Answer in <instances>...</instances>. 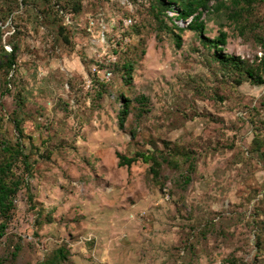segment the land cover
Returning a JSON list of instances; mask_svg holds the SVG:
<instances>
[{
	"label": "rangeland",
	"instance_id": "1",
	"mask_svg": "<svg viewBox=\"0 0 264 264\" xmlns=\"http://www.w3.org/2000/svg\"><path fill=\"white\" fill-rule=\"evenodd\" d=\"M152 2L83 0L61 33L53 17L57 4L70 11L65 0H0V60L19 44L16 64L0 70V141L17 142L18 118L34 162L31 176L15 169L30 192L18 193L0 230V264H41L59 248L63 264H264V84L215 59L257 68L264 0L237 18L210 2L203 34L172 11L159 16ZM88 16L103 22V48ZM222 33L221 51L204 44ZM127 57L130 84L120 71ZM101 61L114 68L106 84L92 73ZM122 96L130 100L123 130ZM117 153L169 164L154 178L141 160L119 167Z\"/></svg>",
	"mask_w": 264,
	"mask_h": 264
},
{
	"label": "trees",
	"instance_id": "2",
	"mask_svg": "<svg viewBox=\"0 0 264 264\" xmlns=\"http://www.w3.org/2000/svg\"><path fill=\"white\" fill-rule=\"evenodd\" d=\"M32 0H23L24 5L29 6ZM66 6L70 7V11L67 12L65 8H61L59 4H57V14L53 17V22H60L59 19L56 18L58 15L62 20V25H60V32L69 29L65 24L64 16L59 12L64 10L66 14H72L73 17L79 15L82 12L83 0H65ZM212 1H216V10L227 7L229 10V16L231 18H237L240 15L241 11H246V9L252 7L254 4L259 2L260 0H153L151 4L152 10L159 16H166L168 11H172L177 14V17L182 21L188 22L186 29L195 31L197 33L203 34L205 31V23L202 20L203 11L209 10V4ZM50 0H41V4L45 7L49 5ZM60 3V2H59ZM13 12V9L8 11V15ZM64 12V13H65ZM42 17L48 20L51 16H49V12L46 9L41 11ZM159 16L157 18L159 19ZM173 27L178 28L180 31L184 29L179 28L176 24H172ZM129 30V29H128ZM177 47H181V37L179 35H175ZM227 35L222 33L216 39H206L204 38V44L209 45L213 49L217 51H221V49L226 45ZM66 41H68L67 37H64ZM131 42L128 44V50L130 49ZM11 51L9 53L4 50L1 53H6V60H0V70L6 69L9 71L13 68L17 61V53L19 51V44L10 43ZM263 47V54L260 61V64L256 69H250L244 65L242 60L239 57H229L222 56L216 54V58L223 66L225 67H233L235 70L244 73L247 75L249 79L253 83L256 84H264V41L261 43ZM2 54H0V58ZM119 63V58L118 62ZM116 63V64H117ZM135 64V60L133 58H126L123 60V63L120 65V71L124 72V80L126 83H132V72ZM113 79V78H112ZM125 103L123 105V109L120 113L119 117V125L121 129H124L127 117L129 115V102L130 100L122 96ZM16 131L18 132L19 138L16 143H12L7 139H1L0 141V216L3 218V222L0 226V230L3 233L5 230V223L11 219L12 211L15 209V200L18 196V193L24 188L27 192H30V184L28 179L26 178L32 174L33 163L29 157V155L25 154V145L22 138L25 137L24 131L21 127V122L16 118L14 120ZM30 139V138H28ZM118 158V166L119 167H130L132 164L141 160L145 164L150 165V173L154 178L160 177L161 173V164L168 163V158H162L153 154L146 153H137L135 156L129 157L126 155H122L117 153ZM191 158L188 156L186 161H190ZM22 167L23 173L26 174H17L15 169ZM195 171V163L190 162L188 166V176H185L183 184L188 185L191 181V176ZM68 258V252L59 248L54 251L45 261L41 264H63L65 260Z\"/></svg>",
	"mask_w": 264,
	"mask_h": 264
},
{
	"label": "built area",
	"instance_id": "3",
	"mask_svg": "<svg viewBox=\"0 0 264 264\" xmlns=\"http://www.w3.org/2000/svg\"><path fill=\"white\" fill-rule=\"evenodd\" d=\"M62 12V15L64 16V19H65V24L66 25H72L74 23L73 21V15L72 14H66L64 13L63 11ZM88 25H89V28H88V31H93L95 30L96 28H99L101 34V40L99 41L102 48L106 43V30H105V27L103 26V22H100L98 23L96 21V19L93 17V16H88ZM134 24V21L133 19L129 18L127 20L124 21V31L127 30V29H130ZM130 39L128 38L127 42L128 44L130 43ZM118 62V58L117 56H112L111 59H110V65H114ZM101 64H102V68L100 65L98 66H94L93 70H92V73L94 76H96L100 83H103V84H106V83H109L112 78H113V75H114V68L113 67H110L109 65H105L103 61H101ZM89 240H91V238H89Z\"/></svg>",
	"mask_w": 264,
	"mask_h": 264
},
{
	"label": "crops",
	"instance_id": "4",
	"mask_svg": "<svg viewBox=\"0 0 264 264\" xmlns=\"http://www.w3.org/2000/svg\"><path fill=\"white\" fill-rule=\"evenodd\" d=\"M106 263V262H105ZM109 264V263H108Z\"/></svg>",
	"mask_w": 264,
	"mask_h": 264
}]
</instances>
